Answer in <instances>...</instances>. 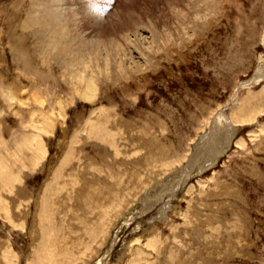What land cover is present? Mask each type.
<instances>
[{
	"label": "rangeland",
	"instance_id": "374dc122",
	"mask_svg": "<svg viewBox=\"0 0 264 264\" xmlns=\"http://www.w3.org/2000/svg\"><path fill=\"white\" fill-rule=\"evenodd\" d=\"M79 1L0 0V264H264V0Z\"/></svg>",
	"mask_w": 264,
	"mask_h": 264
},
{
	"label": "bare ground",
	"instance_id": "6f19581e",
	"mask_svg": "<svg viewBox=\"0 0 264 264\" xmlns=\"http://www.w3.org/2000/svg\"><path fill=\"white\" fill-rule=\"evenodd\" d=\"M89 1H90V3H89ZM92 1L93 0H85L86 5L89 4L91 7L94 8V10L96 12H98V11L101 12V10L103 9L104 6L99 5V4L97 5L95 3L93 5ZM66 2H68V3L72 2V4L76 5V6L78 5L77 3H80L81 5H78V7H80L81 11L84 14H87V15L90 14V13H88L87 9L84 8L85 4L80 2L79 0H42V4L43 5L45 4L46 10L51 11L52 14H54V12L57 10V8L60 5L65 6ZM96 6H98V7H96ZM100 8H102V9H100ZM33 12H35V10ZM100 12H98V13H100ZM32 15H34V14H32ZM98 16H100V15H98ZM50 20L52 23H56L55 18H50ZM29 25L31 26V28H32V26L34 28H35V26L36 27L39 26L40 31L43 33V34L40 33L41 38H42L43 42L46 40L45 46L47 48L51 49L50 52H53V50L54 51L58 50L59 51L58 54L60 53L62 55V57L64 56L63 61L61 60L63 63H65L64 65L70 66L69 68H72V66L75 67V68L73 67L72 71L74 72L73 78L78 77L77 82H75L76 84H79V82H81V80H82V75H83L82 71L87 70V69L90 70L91 69L90 66L92 68H95L98 71H101V72L107 71L108 69L111 70V67H113V68L117 67L118 62H115L113 59L116 57V55H118L117 54L118 51H116V53L115 52L113 53V50H112L113 49L112 47L116 45L115 43L109 44V43L105 42L106 44L105 45L103 44V46L101 47V45L99 43L98 44L89 43L87 45L84 43H82V44L75 43L74 41L71 42L68 39V34H67V31L69 30L68 27L60 25L61 28L58 29V28L54 27L53 25L45 24V22L41 19V17L39 15H34L33 18L32 17L28 18V26ZM54 36H55L56 43L53 42ZM57 45H59V46H57ZM12 47L13 48H11V51L13 54V60L16 61L17 63H19L20 66H22V69H25L27 72L31 71L30 70L31 60L29 59L27 54H25L23 52L21 42L16 41ZM101 55H105V57H103V59H102ZM78 72H80V74H78ZM29 73H31V72H29ZM250 82L251 83L253 82V84H254V77L252 79H250L249 82H247L248 84L246 83V85H244V84L240 85L238 90L242 87L250 85L249 84ZM215 122H216V120H215ZM221 152H222V150L218 151L219 154ZM218 153H217V155H218ZM214 159H215V157L212 158V160H214Z\"/></svg>",
	"mask_w": 264,
	"mask_h": 264
},
{
	"label": "clouds",
	"instance_id": "9594fccd",
	"mask_svg": "<svg viewBox=\"0 0 264 264\" xmlns=\"http://www.w3.org/2000/svg\"><path fill=\"white\" fill-rule=\"evenodd\" d=\"M61 35H62V34H61ZM53 42L56 43L55 36H54V38H53ZM57 46H59V45H57Z\"/></svg>",
	"mask_w": 264,
	"mask_h": 264
}]
</instances>
